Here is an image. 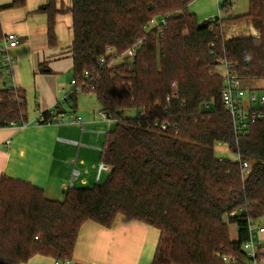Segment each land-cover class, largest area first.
Listing matches in <instances>:
<instances>
[{"label": "trees", "instance_id": "trees-1", "mask_svg": "<svg viewBox=\"0 0 264 264\" xmlns=\"http://www.w3.org/2000/svg\"><path fill=\"white\" fill-rule=\"evenodd\" d=\"M193 1L73 0L75 80L115 123L102 154L110 176L94 188L68 190L62 202L1 177L0 264H25L36 256L69 264L85 223L110 229L119 216L161 232L153 264H251L243 245L250 224L264 221V121L236 135L217 69L225 60L242 80L264 81V0H249L244 16L203 25L188 9ZM23 5L17 1L1 10ZM230 9L223 0L220 10ZM40 11L48 15L54 46L56 0ZM167 15L162 35L147 31L151 20ZM241 19L251 21L261 37L227 39L224 22ZM3 38L0 20V43ZM141 41L134 60L110 64L108 48L121 56ZM173 84L178 99L169 104ZM26 113L25 93L0 90L1 127L24 124ZM157 119L168 122L169 130L153 127ZM219 145L241 162H220ZM244 162L251 167L245 179ZM230 224L239 228L235 242Z\"/></svg>", "mask_w": 264, "mask_h": 264}, {"label": "crops", "instance_id": "crops-1", "mask_svg": "<svg viewBox=\"0 0 264 264\" xmlns=\"http://www.w3.org/2000/svg\"><path fill=\"white\" fill-rule=\"evenodd\" d=\"M17 1L24 5L1 10ZM49 2L0 0L3 36L13 33L18 39V46L8 51L13 60L11 68L0 62V90L22 91L27 104L24 124L0 128V178L27 183L41 189L47 199L62 202L70 189L94 188L108 180L111 170L101 171L102 154L114 122L102 117L101 105L93 93H78L72 85L73 0H56L54 46L49 40L48 15L40 11ZM247 24L249 35L257 36L254 26ZM235 27L226 26L227 39L240 37L231 32L240 29ZM263 89L262 79L241 80L245 107L258 108L251 97L258 98L257 93L264 96ZM67 96L70 103L60 104ZM58 109L71 120L81 117L84 127L70 123L37 125L40 115L57 113ZM232 229L236 238L231 237ZM238 232L237 225H229L233 242L238 240ZM160 239L161 232L156 228L124 216H119L110 229L87 222L80 230L69 264H153ZM261 239L264 243V237ZM54 263L52 258L36 256L25 264Z\"/></svg>", "mask_w": 264, "mask_h": 264}, {"label": "built area", "instance_id": "built-area-1", "mask_svg": "<svg viewBox=\"0 0 264 264\" xmlns=\"http://www.w3.org/2000/svg\"><path fill=\"white\" fill-rule=\"evenodd\" d=\"M235 6H231V9H235ZM171 18V15H167L166 17L160 19H153L150 21L149 26L147 27V31H154L156 30L159 35L163 34V30L167 28L168 20ZM222 19L221 16L218 17ZM143 41L138 42L132 48H130L127 52L118 56L113 52L112 49H107V54L111 55L112 60L110 64L120 63L124 60H134L138 52L142 47ZM18 46V39L15 34H8L4 36L2 42L0 43V62L3 63L7 68H11L13 60L8 54L9 49L16 48ZM103 64H106L107 61L104 59L102 61ZM234 64L229 63L225 60L220 61V65L217 69V73L221 77L223 84H224V91H223V101L225 107L229 114L231 115L236 131L237 136H244L248 133L250 125L255 124L260 121H264V96L257 98L255 95L251 97L252 104H258V108H247L242 99L241 94V78L232 71L234 68ZM88 77V73L85 75ZM72 85L75 87V91L78 93H82V88L79 85L77 80L72 82ZM173 92L171 96L167 99V102L170 104L172 100L178 99L177 94V85H172ZM70 103V97L67 96L63 100H61L60 104H67ZM59 104V105H60ZM49 114L52 116V121L47 123V119L45 115H40L37 120V125L39 124H57V125H64L67 123L79 125L84 127V122L81 117H75L72 120L67 113H56L54 111H50ZM102 117L108 121L107 115L103 112ZM2 126V119L0 118V128ZM153 127L157 129H161L162 131L169 130V123L168 122H161V120H155ZM238 157V156H237ZM220 162H227L224 158H219ZM230 162H241L240 157L237 158L236 161ZM109 167L106 165H101L102 170H108ZM243 170V178H247L251 173V167L249 163L244 162L242 164ZM78 175L75 173L74 176ZM242 209L234 211L231 216L235 217L238 213H240ZM249 233L250 239L243 245V251L246 253L248 260L251 264H264V243L262 241V237H264V221L259 223H251L249 226ZM225 263H229L230 259L227 257L223 258ZM54 264H62L61 262L55 261Z\"/></svg>", "mask_w": 264, "mask_h": 264}, {"label": "rangeland", "instance_id": "rangeland-1", "mask_svg": "<svg viewBox=\"0 0 264 264\" xmlns=\"http://www.w3.org/2000/svg\"><path fill=\"white\" fill-rule=\"evenodd\" d=\"M227 4L231 5V6H237L235 9H230L228 13H225L223 11L220 10L221 5H223V0H194L188 7L189 11L191 14H195L199 25H203L206 21L208 20H213L215 18H218L219 16H221L223 18V20L225 19H232L236 16H244L248 13L249 11V0H225ZM228 15V18H226ZM253 25L251 23V21L249 20H244L241 19L240 22H224L223 28H224V32H225V28L226 26H239L240 29L234 32L231 31L233 33V35H240V37H255V38H260L261 37V32L259 30L257 33V36H251L249 35V31L247 29V27H249V24ZM235 27V28H236ZM226 33V32H225ZM226 35V34H225ZM258 98H260V93H257ZM127 116H135V112H129L127 114ZM112 128H115V123L114 125H112ZM216 156L218 158H224L226 160L229 161H236L237 160V156L232 154L228 147L226 145H219L216 148ZM235 230L232 229L231 230V237L236 238L235 236ZM234 234V235H233Z\"/></svg>", "mask_w": 264, "mask_h": 264}]
</instances>
